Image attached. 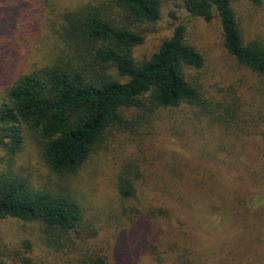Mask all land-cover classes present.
Here are the masks:
<instances>
[{
    "label": "rangeland",
    "instance_id": "rangeland-1",
    "mask_svg": "<svg viewBox=\"0 0 264 264\" xmlns=\"http://www.w3.org/2000/svg\"><path fill=\"white\" fill-rule=\"evenodd\" d=\"M87 5L123 21L111 0H0V89L68 52L65 14ZM233 9L244 40L264 42V0ZM179 24L205 57L187 77L207 104L129 109L135 126L114 130L69 175L47 167L31 140L13 156L0 147V173L69 191L84 212L80 233L57 244L40 222L1 219L0 264H83L93 255L108 264H264V76L227 51L217 17L192 15L183 0H162L157 21L135 26L145 36L136 58H150ZM126 170L136 186L129 197L118 187Z\"/></svg>",
    "mask_w": 264,
    "mask_h": 264
},
{
    "label": "trees",
    "instance_id": "trees-1",
    "mask_svg": "<svg viewBox=\"0 0 264 264\" xmlns=\"http://www.w3.org/2000/svg\"><path fill=\"white\" fill-rule=\"evenodd\" d=\"M119 18L98 6H84L65 14L68 52L53 62L15 75L0 89V147L11 156L28 140L38 145L45 165L60 175L76 173L114 130L134 127L129 109L161 110L207 104L187 69H200L205 57L179 24L150 58L139 60L136 46L145 36L135 28L160 18L162 0H111ZM188 12L207 21L219 19L223 44L237 61L264 76V42H246L233 2L183 0ZM115 69L124 80L114 78ZM202 110V109H201ZM126 170L119 190L136 192ZM136 178V177H134ZM9 216L40 222L50 242L62 243L83 225L84 212L69 191L36 188L22 175L0 173V220ZM83 264H108L101 255Z\"/></svg>",
    "mask_w": 264,
    "mask_h": 264
}]
</instances>
